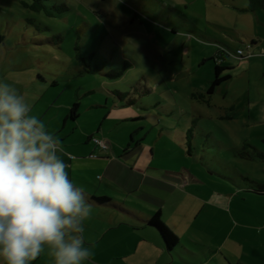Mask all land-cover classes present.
Returning a JSON list of instances; mask_svg holds the SVG:
<instances>
[{
  "label": "rangeland",
  "instance_id": "obj_1",
  "mask_svg": "<svg viewBox=\"0 0 264 264\" xmlns=\"http://www.w3.org/2000/svg\"><path fill=\"white\" fill-rule=\"evenodd\" d=\"M62 1L69 11L45 17L0 0V80L56 134L65 108L80 104L59 138L72 158H108L106 174H75L104 176L99 185L125 210L161 211L203 264H221L206 261L211 247L233 264H264V193L243 191L247 179L264 184V160L228 150L248 143L264 155V9L248 11L246 0ZM216 66L229 78L208 93ZM138 127L143 156L121 159Z\"/></svg>",
  "mask_w": 264,
  "mask_h": 264
},
{
  "label": "clouds",
  "instance_id": "obj_2",
  "mask_svg": "<svg viewBox=\"0 0 264 264\" xmlns=\"http://www.w3.org/2000/svg\"><path fill=\"white\" fill-rule=\"evenodd\" d=\"M62 142L9 82L0 80V264H89L84 222L92 202L69 178Z\"/></svg>",
  "mask_w": 264,
  "mask_h": 264
},
{
  "label": "crops",
  "instance_id": "obj_3",
  "mask_svg": "<svg viewBox=\"0 0 264 264\" xmlns=\"http://www.w3.org/2000/svg\"><path fill=\"white\" fill-rule=\"evenodd\" d=\"M105 102L107 103V101ZM93 107L98 108L100 106L94 105ZM128 107L130 106H119L118 109ZM69 108H65L67 112L63 118L61 128L56 126V130L59 129L57 131L58 137H60L61 134H65V127L71 126V130L74 129L77 122L70 124L65 122ZM111 108H114V106ZM136 129H133L130 132V140L122 145L121 159L125 157L130 158L133 155L143 156V154H138L139 151L142 152V150L145 149V143L140 142V137H138L139 131L142 129L139 130V127ZM93 138L96 137L92 135L88 136L89 140ZM89 140H87L86 143H88ZM102 141L104 144H107L104 140ZM61 142L63 148L62 156L68 164L69 178L77 187L84 191L86 198L92 202V213L84 222V232L82 234L92 252L89 264H195V259L199 264H203V259L197 255V253H193L191 248L186 246V243L178 242L177 246L170 251L165 248L161 236L156 230L151 229L146 224V221L149 220L146 219V215H149L147 213H150L151 215L154 211H142V214L145 216H142L144 218H139L138 214L124 209V203H126L125 200L108 198L107 190L99 185V182L103 181L104 176L101 177L98 182L95 177H92V180H89L84 178V176H77L75 174L78 172L91 173L97 170V168L101 169L104 174H106L109 168L108 158H98L93 156L72 158V155H75V153L73 151H67L64 139L61 140ZM146 151L147 152L144 156L150 158L153 152L151 147L146 149ZM74 164H77L76 170L74 169ZM89 182H92L95 185ZM114 183L117 186H120L123 190L125 185L129 186L130 184L129 181L124 179V177L116 178ZM87 184L90 188H86ZM245 189V192L255 193L254 191H251V188ZM95 190L103 193L104 196L102 198H94V196H96ZM225 194L230 196L233 195L231 193ZM150 215L148 216L149 218ZM139 232H142V234ZM180 234L184 237L187 243L191 245L196 244L194 241L185 237L183 233L180 232ZM209 252L211 255L207 256L206 261L214 260L221 264H233L223 255L220 256L217 255V253L215 254L216 250L213 247L210 248ZM33 264H54V261L53 257L46 252L33 261Z\"/></svg>",
  "mask_w": 264,
  "mask_h": 264
},
{
  "label": "trees",
  "instance_id": "obj_4",
  "mask_svg": "<svg viewBox=\"0 0 264 264\" xmlns=\"http://www.w3.org/2000/svg\"><path fill=\"white\" fill-rule=\"evenodd\" d=\"M246 1L248 2V6H247L248 11L255 12L257 10L264 9V0H246ZM18 2L23 9L30 10L31 12H34V13L42 14L45 17H54L55 14L62 16L64 15V13L70 10L69 6H67L62 0H18ZM28 23L34 24V20L29 19ZM221 70L222 68L220 66L215 67V78L211 83L208 93H212L216 85L221 83L223 80H226L227 78H229V76L221 78L219 76ZM105 101L107 100L105 99ZM122 106H132V103L126 102ZM79 107H80V104H78L77 102H74L71 104L68 110V115L65 118V122L70 124V123H74L77 121L79 117ZM141 129L142 128H139V130ZM142 137H145V135H143ZM142 137H140L139 139L140 142L143 141ZM93 139H96V138H93ZM220 147H223V146H220ZM228 150L231 151L232 153L231 155L239 159H243L247 161H255L256 159L264 160V155L260 154L256 148L251 147V145L248 143H244L241 147H230L229 146ZM187 153L191 154L190 148L187 150ZM236 176L241 178V176L237 174ZM238 177L232 178V181L234 182L236 180L235 183H238L240 181V178L238 179ZM225 179L224 180L226 181V184H229L228 181H230L231 179L230 178H225ZM246 181H247L245 185L246 187H244V189L251 188V191H254L257 194L264 193V184H260L253 180H248V179ZM243 191H246V189ZM161 216L162 214L160 211L152 213V216L149 218V220L146 221V224L151 229H154L157 231V233L161 236V239L163 240L165 248L170 251L175 246H177L179 242V238L174 232H172L171 229L168 228L167 225L164 224V222L161 219Z\"/></svg>",
  "mask_w": 264,
  "mask_h": 264
},
{
  "label": "built area",
  "instance_id": "obj_5",
  "mask_svg": "<svg viewBox=\"0 0 264 264\" xmlns=\"http://www.w3.org/2000/svg\"><path fill=\"white\" fill-rule=\"evenodd\" d=\"M239 53V52H238ZM93 141L97 144H101L103 146V148H105V144L103 142H100L99 140L97 139H93Z\"/></svg>",
  "mask_w": 264,
  "mask_h": 264
}]
</instances>
